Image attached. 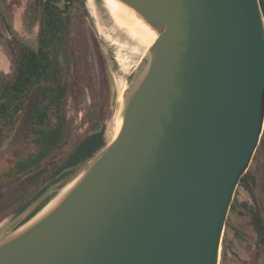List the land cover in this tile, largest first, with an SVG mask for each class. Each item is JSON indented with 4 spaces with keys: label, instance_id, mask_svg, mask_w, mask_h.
Instances as JSON below:
<instances>
[{
    "label": "water",
    "instance_id": "obj_1",
    "mask_svg": "<svg viewBox=\"0 0 264 264\" xmlns=\"http://www.w3.org/2000/svg\"><path fill=\"white\" fill-rule=\"evenodd\" d=\"M103 1L155 41L123 91L117 135L0 232V264H220L264 131L261 0Z\"/></svg>",
    "mask_w": 264,
    "mask_h": 264
},
{
    "label": "trees",
    "instance_id": "obj_2",
    "mask_svg": "<svg viewBox=\"0 0 264 264\" xmlns=\"http://www.w3.org/2000/svg\"><path fill=\"white\" fill-rule=\"evenodd\" d=\"M42 9L39 45L20 38L8 44L14 74L0 77V149L9 133L19 127L14 150L0 167V221L17 216L42 196L48 186L68 177L108 143L102 115L106 87L105 63L90 25L84 0H38ZM264 10V0H261ZM0 1V23L5 24ZM5 34L0 32V37ZM90 92L89 127L73 135L67 116L70 101L81 103ZM249 177L246 173L240 184ZM47 197L29 216L39 212ZM255 222L263 233L262 219Z\"/></svg>",
    "mask_w": 264,
    "mask_h": 264
},
{
    "label": "rangeland",
    "instance_id": "obj_3",
    "mask_svg": "<svg viewBox=\"0 0 264 264\" xmlns=\"http://www.w3.org/2000/svg\"><path fill=\"white\" fill-rule=\"evenodd\" d=\"M0 1L7 15L10 11L18 14L15 16L20 19L18 23L21 21V24L19 27L14 22V28L20 29L22 40L37 47L43 15L38 0ZM84 3L87 9V23L93 33L96 49L105 63L106 87L101 113L107 126L109 142L115 136L114 126L121 112L120 95L139 70L148 47L141 44L128 29L116 23L103 0H84ZM0 32L5 34L0 37V77L11 76L14 74V64L8 50V33L1 24ZM91 104L92 96L89 91L81 103H68L67 116L73 135H82L87 131ZM18 131L19 127L13 129L0 149V167L5 158L13 152V141ZM84 166L85 164L75 169L68 177L50 184L43 197L56 198L71 184ZM247 173L254 178L253 190L249 191L241 184L237 187L224 230L220 264H264V241H260L250 215V207L256 206L262 210L264 216V131ZM14 217L8 215L0 221V232L8 227Z\"/></svg>",
    "mask_w": 264,
    "mask_h": 264
},
{
    "label": "bare ground",
    "instance_id": "obj_4",
    "mask_svg": "<svg viewBox=\"0 0 264 264\" xmlns=\"http://www.w3.org/2000/svg\"><path fill=\"white\" fill-rule=\"evenodd\" d=\"M107 6H108V9L110 11V14L112 15V17L114 18L116 23L119 26L128 29V31L135 38H137L141 42V44L149 47L154 43V41H155L154 34L147 27H145L133 15V13L130 10H128L127 8H125L122 5L117 4V3H108ZM126 67H127V65H126ZM123 91L120 95V98H122V96H123ZM120 127H121V120H120V118H118L116 123H115V126H114L115 135H117V133L119 132Z\"/></svg>",
    "mask_w": 264,
    "mask_h": 264
},
{
    "label": "flooded vegetation",
    "instance_id": "obj_5",
    "mask_svg": "<svg viewBox=\"0 0 264 264\" xmlns=\"http://www.w3.org/2000/svg\"><path fill=\"white\" fill-rule=\"evenodd\" d=\"M5 17H4V20H5V24H7V23H10L11 24V26H12V29H13V34H9L8 33V37L10 38V39H13V38H20L21 40H22V37H21V31H19L20 29L18 28V30H16L15 28H14V22H15V25L17 26H19L20 27V24H21V21H20V23H18V21L20 20H18V18H16L17 16H15V15H18V14H16V13H11V11L10 12H8V15H7V12L5 11ZM20 17V16H19ZM17 19V20H16ZM1 24V23H0ZM20 34V35H19ZM23 41V40H22ZM24 42V41H23ZM26 43V42H25ZM28 44V43H27ZM30 45V44H29ZM9 51H10V49H8ZM11 53V52H10ZM12 59H13V57H12ZM13 64H14V62H13ZM253 183H254V178L252 177V176H249L248 178H247V180L244 182V183H242L241 185L242 186H244L245 188H247L249 191H252L253 190ZM250 215H251V223H252V225L254 226V228H255V230H256V232H257V234H258V236H259V239H260V241L262 242V241H264V216H263V212H262V210L259 208V207H256V206H251L250 207ZM257 215H260V217H261V219H262V226H263V233H261L260 231H259V229H258V227H257V224H256V222H255V219H256V216Z\"/></svg>",
    "mask_w": 264,
    "mask_h": 264
}]
</instances>
